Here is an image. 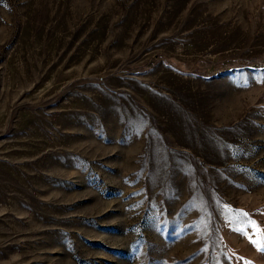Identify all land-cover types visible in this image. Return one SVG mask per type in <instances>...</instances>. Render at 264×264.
I'll return each instance as SVG.
<instances>
[{"label":"rangeland","instance_id":"1","mask_svg":"<svg viewBox=\"0 0 264 264\" xmlns=\"http://www.w3.org/2000/svg\"><path fill=\"white\" fill-rule=\"evenodd\" d=\"M264 0H0V264H264Z\"/></svg>","mask_w":264,"mask_h":264},{"label":"snow or ice","instance_id":"2","mask_svg":"<svg viewBox=\"0 0 264 264\" xmlns=\"http://www.w3.org/2000/svg\"><path fill=\"white\" fill-rule=\"evenodd\" d=\"M262 250H264V249H262Z\"/></svg>","mask_w":264,"mask_h":264}]
</instances>
